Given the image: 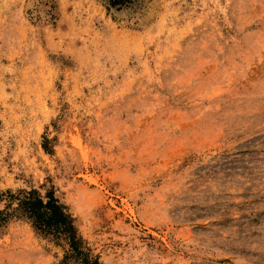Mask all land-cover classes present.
Returning a JSON list of instances; mask_svg holds the SVG:
<instances>
[{
    "label": "rangeland",
    "instance_id": "374dc122",
    "mask_svg": "<svg viewBox=\"0 0 264 264\" xmlns=\"http://www.w3.org/2000/svg\"><path fill=\"white\" fill-rule=\"evenodd\" d=\"M32 188L101 264H264V0H0V191ZM66 249L0 227V264Z\"/></svg>",
    "mask_w": 264,
    "mask_h": 264
},
{
    "label": "trees",
    "instance_id": "16d2710c",
    "mask_svg": "<svg viewBox=\"0 0 264 264\" xmlns=\"http://www.w3.org/2000/svg\"><path fill=\"white\" fill-rule=\"evenodd\" d=\"M131 0H106L109 7L120 8ZM5 206L0 209V227L11 218H22L34 229L36 234L50 238L57 244L67 246L63 262L74 264H101L97 256L90 253L84 240L78 234L74 218L67 207L56 198L52 191L44 196L37 189L0 191V202Z\"/></svg>",
    "mask_w": 264,
    "mask_h": 264
}]
</instances>
